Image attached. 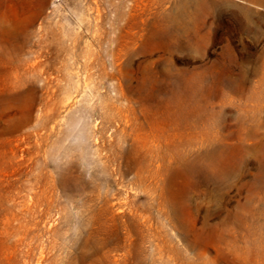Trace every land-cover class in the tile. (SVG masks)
Segmentation results:
<instances>
[{
	"label": "rangeland",
	"instance_id": "obj_1",
	"mask_svg": "<svg viewBox=\"0 0 264 264\" xmlns=\"http://www.w3.org/2000/svg\"><path fill=\"white\" fill-rule=\"evenodd\" d=\"M0 264H264V0H0Z\"/></svg>",
	"mask_w": 264,
	"mask_h": 264
}]
</instances>
